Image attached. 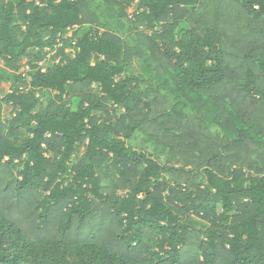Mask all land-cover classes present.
Here are the masks:
<instances>
[{
  "label": "trees",
  "instance_id": "obj_1",
  "mask_svg": "<svg viewBox=\"0 0 264 264\" xmlns=\"http://www.w3.org/2000/svg\"><path fill=\"white\" fill-rule=\"evenodd\" d=\"M93 1L0 0V264H264V0Z\"/></svg>",
  "mask_w": 264,
  "mask_h": 264
},
{
  "label": "rangeland",
  "instance_id": "obj_2",
  "mask_svg": "<svg viewBox=\"0 0 264 264\" xmlns=\"http://www.w3.org/2000/svg\"><path fill=\"white\" fill-rule=\"evenodd\" d=\"M99 3L101 4V8L97 6V4ZM110 6L111 5L108 6L106 3H104V0H94L92 2V8L100 16L103 22H106V23L108 22L110 24L112 30L120 33L126 39L127 38L128 39L138 38L139 37L138 29L133 28L134 26L131 21L133 13L137 8V2L136 1L133 2L130 7L125 9V12H126L125 15L121 13L119 8L116 7L114 10H111ZM73 31H74L73 29L69 30L68 34L72 33ZM56 62L57 60L54 58V52H50L47 55V57L40 63V65L46 69L47 67L54 65ZM0 66H4V63L2 61L0 62ZM141 72L142 71H141L140 62L138 60H134L133 65H132V73L137 75V74H140ZM11 86H12V81L1 82L0 83V97H4L8 92H10ZM146 86H147V89L150 90L151 96H153L155 92H157L158 90L160 91L161 95L162 93H165V90L160 88L161 86H158L157 88V82L155 81L149 82ZM39 94L42 95L45 101H47L49 98L53 97L55 92L41 90L39 91ZM65 100L69 104H71L73 108H75L79 99L78 97H71V98L67 97ZM160 106L162 107V105ZM166 106L167 104H165L164 108ZM1 115H2V119H4L5 121L12 118L14 115L13 107L10 104H4L1 108ZM211 131L213 134L215 132H220V130L217 127H212ZM129 143L135 146L136 148L145 149L150 155L156 158L161 164L169 163L168 162L169 159L173 161V157L169 156L168 153H165L163 151L164 146L161 143L157 142L155 139H150L148 130L136 132L135 137L129 140ZM83 151H84V148H82L80 155L82 154ZM78 157L79 155L77 157H74L73 162H75L78 159ZM174 164L178 165L179 163L176 162ZM188 168H192V166L189 165ZM4 170H5L4 167H2L0 172L3 174ZM7 176L9 179L10 177H12L10 172H7Z\"/></svg>",
  "mask_w": 264,
  "mask_h": 264
},
{
  "label": "built area",
  "instance_id": "obj_3",
  "mask_svg": "<svg viewBox=\"0 0 264 264\" xmlns=\"http://www.w3.org/2000/svg\"><path fill=\"white\" fill-rule=\"evenodd\" d=\"M45 69V68H44Z\"/></svg>",
  "mask_w": 264,
  "mask_h": 264
}]
</instances>
